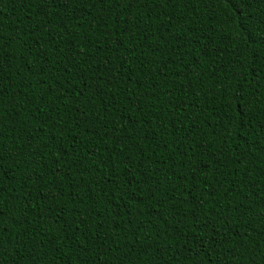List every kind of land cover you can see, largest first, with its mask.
Wrapping results in <instances>:
<instances>
[{
  "label": "trees",
  "instance_id": "trees-1",
  "mask_svg": "<svg viewBox=\"0 0 264 264\" xmlns=\"http://www.w3.org/2000/svg\"><path fill=\"white\" fill-rule=\"evenodd\" d=\"M0 264H264V0H0Z\"/></svg>",
  "mask_w": 264,
  "mask_h": 264
}]
</instances>
